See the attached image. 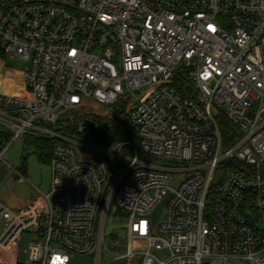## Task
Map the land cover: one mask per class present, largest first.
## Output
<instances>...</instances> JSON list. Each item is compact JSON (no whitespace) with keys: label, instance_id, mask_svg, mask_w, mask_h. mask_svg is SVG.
<instances>
[{"label":"built area","instance_id":"obj_1","mask_svg":"<svg viewBox=\"0 0 264 264\" xmlns=\"http://www.w3.org/2000/svg\"><path fill=\"white\" fill-rule=\"evenodd\" d=\"M0 49L27 84L0 93V161L23 136L53 141L49 189L20 178L30 198L0 200V264H264V0H0ZM120 101L139 146L78 139L109 114L90 104Z\"/></svg>","mask_w":264,"mask_h":264},{"label":"rangeland","instance_id":"obj_2","mask_svg":"<svg viewBox=\"0 0 264 264\" xmlns=\"http://www.w3.org/2000/svg\"><path fill=\"white\" fill-rule=\"evenodd\" d=\"M0 93L4 94H13L19 95L26 88V80L24 78V68L26 63H23L19 57L13 56L8 57L6 55L0 56ZM177 72L181 73L179 69ZM89 108L94 112L104 115L107 112L111 116L110 110L117 112H126V102L120 101L115 105H100L94 107L89 105ZM113 113V114H114ZM87 119L84 120L85 132L79 134L78 139L86 143L87 145L100 148L106 145L96 142L90 139L88 135V126L86 124ZM2 128L0 127V130ZM40 138L36 135L21 137L14 142H12L10 148L8 149L5 155V161H0V200L5 202L8 197L12 194L15 184L20 178H24L27 185L34 191H47L50 186L51 180V171L49 163L40 161L37 154V139ZM136 146H139V141L134 143ZM82 155H92L96 157L97 154L89 150H79ZM142 157V154H141ZM150 159V157H146ZM26 163V171H20V167L23 163ZM12 164V166H8ZM182 173L174 174L172 178V185L176 186L179 182V179L182 178ZM28 200V199H27ZM16 206V205H14ZM126 215L125 213L117 206L113 205L106 216L105 222V240L108 248L115 254H121L125 251V248L116 245V242L125 244L127 241L126 238ZM4 229V222L0 223V235ZM32 234H25L22 238L21 243V257L25 255L23 253L24 249L29 246V243L32 241ZM114 255L105 251L103 262L109 261ZM93 255L89 254H79L74 253V256L71 258L70 264H92ZM123 260H112L107 264H123Z\"/></svg>","mask_w":264,"mask_h":264},{"label":"trees","instance_id":"obj_3","mask_svg":"<svg viewBox=\"0 0 264 264\" xmlns=\"http://www.w3.org/2000/svg\"><path fill=\"white\" fill-rule=\"evenodd\" d=\"M3 55L4 54L0 49V56ZM175 85L180 93H187L184 89L182 80L180 81L178 79ZM89 118H91L96 124V128L90 134V139L104 145H110L121 141L137 142L135 126L126 112L120 111L106 117L90 115ZM52 144V140L45 138L37 139V154L40 161L45 163L50 162L52 156ZM20 171H26L25 162L20 167Z\"/></svg>","mask_w":264,"mask_h":264},{"label":"water","instance_id":"obj_4","mask_svg":"<svg viewBox=\"0 0 264 264\" xmlns=\"http://www.w3.org/2000/svg\"><path fill=\"white\" fill-rule=\"evenodd\" d=\"M86 124L88 126V135H90L93 132V130L96 128V124L93 120H89V119L86 121ZM30 196H31V190L27 187V185L24 182L18 181V183L15 184L13 188V192L8 199V203L11 207H14V205H17L18 202L17 197H21L24 201H26L27 199L30 198ZM162 204L163 202L157 207L154 213L155 220L158 218L161 212Z\"/></svg>","mask_w":264,"mask_h":264}]
</instances>
